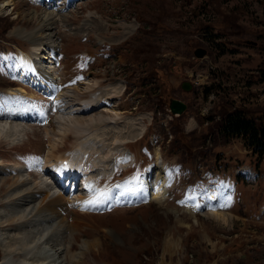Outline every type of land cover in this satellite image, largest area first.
<instances>
[{"label": "rangeland", "instance_id": "374dc122", "mask_svg": "<svg viewBox=\"0 0 264 264\" xmlns=\"http://www.w3.org/2000/svg\"><path fill=\"white\" fill-rule=\"evenodd\" d=\"M3 2L0 0V48L5 49L0 53V121L6 120L3 113L21 116L40 111L43 117L20 121L27 126H17V134L12 135V125L0 134V219L8 218L0 225L1 258L6 241L14 243L30 230L48 233L46 227L55 225L47 236L54 247L70 245L76 253L83 241L86 245L95 242L75 261L66 260L68 264H156L162 254L161 264H264V154L254 152L244 138L218 134L217 127L222 113L234 109L264 120V0H86L76 2L68 14L45 9L41 0H9L6 6ZM47 12H51L50 18L45 19ZM134 16L142 20L141 25ZM36 42L47 43L55 56L56 82L51 83L50 95L19 83L16 77L17 60L33 58ZM105 44L111 47L109 54ZM197 47L206 50L200 59L193 53ZM85 51L95 54L88 58ZM7 66L15 67L12 73ZM197 76L198 84L190 91L181 88L182 81ZM87 81L91 87L82 90ZM117 82L122 85L119 93L118 89L112 91ZM19 87L30 97L28 103L18 104L13 96L4 95L6 89ZM55 90L58 99L62 97L72 106L68 111L81 100L95 96L98 104L102 97L117 95L111 98L113 106L104 101L94 111L68 113L76 122L74 127L57 119L60 110L53 97ZM171 98L187 105L179 117L168 115ZM105 105L112 106L117 116L102 112ZM106 118L111 122L103 121ZM60 125L66 127L63 139L56 136L61 133ZM54 142L55 149L48 154ZM148 144H152L151 151H145ZM123 145L134 148L137 166H146L143 171L152 166L153 153L156 159L159 155L165 160V197L139 208L118 206L110 212L96 208L92 215L84 212L87 209H77L76 193H68L54 221L48 214L25 224L12 221L11 216L26 208L22 198H4L14 179L46 187L50 176L42 168L55 158L71 156L83 162V174L98 179L119 164L112 160L113 152L121 153V162L132 157ZM95 153L98 163L95 159L90 163ZM85 159L86 167L91 165L88 172ZM175 162L192 167L196 174L210 168L221 182L232 178L235 183L238 170L247 168L245 182L237 176L234 193L218 195L213 202L226 220L204 214L210 209L207 207L204 215L192 208L180 209L177 199L191 196L198 183H183ZM140 171L135 166L117 170L116 180L107 184L110 189H102L120 192L126 199L136 182L142 185L145 176ZM117 197L113 201L121 204ZM186 251L193 252L192 262L187 263ZM22 257L14 254L11 259L17 263Z\"/></svg>", "mask_w": 264, "mask_h": 264}, {"label": "bare ground", "instance_id": "6f19581e", "mask_svg": "<svg viewBox=\"0 0 264 264\" xmlns=\"http://www.w3.org/2000/svg\"><path fill=\"white\" fill-rule=\"evenodd\" d=\"M9 3H10L9 0H5L2 6H6L7 4L9 5ZM50 13L47 12V14L43 15L45 16V19L50 18L49 16ZM20 32L22 33V31ZM36 43L37 44H35V47L32 48L33 52L31 54L33 55V58L24 57V56L19 58L17 60L15 73L19 79V82L22 83L23 85H28L29 87L35 89L36 91H38L43 95H50V93L53 91L52 89L53 86L51 85V83L53 82L55 84L56 82L55 67L57 68V66L55 65V56L53 54V50L47 45V43L45 42L42 43L36 42ZM97 83H98L97 81L94 82L95 85H97ZM83 85L84 87L81 88L82 90L87 88L89 89L91 87V83H89V81H87ZM121 87H122L121 83L117 82L113 86L114 89H112V91L113 90L116 91V89H118L117 93H119L121 91L119 90ZM4 92H5L4 95L7 98L13 96L15 102H17L18 104L19 103L21 104L22 102L28 103L31 100L30 97L25 93L26 90L21 87L17 89L9 88L6 89ZM117 93L108 95L109 97H107L106 99L113 98L114 96L117 95ZM94 99L95 96L94 98L88 101H82L78 103V107L73 108V110L71 111H68V108H71L72 106L66 103V101H63L62 97L60 99L56 97L57 108L59 107L60 110V114L57 117V119L68 123V126L73 124V126L75 127L76 122L72 121V117L69 116L68 113H71L72 111H77L78 113H83V112L85 113L92 111L94 107H97V102H95ZM63 104H66V107H64ZM112 106H105L101 109V111L104 113L107 112L109 114L117 116V111ZM65 109L66 111L63 112V110ZM10 112H13V110H10ZM95 115L97 114H91V116H95ZM34 116H35V112L25 113L24 115L21 116H19V114L17 113L1 114V117H5L6 120L0 121V134H2L6 129V127H8L9 125H12V132H13L12 135L17 134L16 132L19 130L17 126L21 125L23 128H25L27 124H21V122L27 123L30 121H35V118H32ZM103 121H106L107 123L111 122L109 121V118H106ZM114 123L115 121L113 119L111 124ZM64 128L66 127L60 125L58 130L61 133L57 134L56 132L57 135L55 134L59 139H63L62 136L65 135ZM45 132L48 137H50L51 135L53 137L54 135V133L50 134L48 130H46ZM9 136L10 135H6V137ZM54 147H55V142L51 144L48 154L51 153L53 149H55ZM75 158L76 157L74 156L59 157V159L55 158L51 164L48 163L49 166H44L42 168V171H46L45 175L50 176V178L48 177L49 178L48 186L46 187H42L39 182H34L30 184L27 179H20V180H18V178L14 179L11 183L12 190H10L5 195L4 198L9 201L10 200L12 201L17 198H22L21 204H23V206H26V208L21 209L15 215L11 216L13 218L12 221L21 220L22 221L21 223L25 224L29 220L38 219L39 217L45 214H48V216H50L49 219H52L50 220L51 222L54 221V219H57L58 216H60L61 213L60 210L64 205V200H65L64 194L69 193V195H72L78 190L77 187L76 188L73 187L74 181L72 183V180L76 178L77 174L79 173L78 171H80L81 174H83L84 172L83 162L81 160H76ZM95 163L96 162H94V166H96ZM54 166L57 169L65 170L62 173H59L61 179H63L67 175V182H65L64 180L62 182L61 187L53 183L52 172L54 170L53 168ZM19 175L22 176L21 174ZM144 176L145 178L143 179L142 185L136 182L133 188L131 189L132 192L129 193L127 196L136 201L141 200L142 198H144L145 195H147V197H149V199L151 200H157L160 197H162L166 192L164 187L166 180V171L163 162L159 158V155L158 158L156 159L155 169L152 171L151 177L147 178V174H145ZM82 177H83V181L81 182L82 187L79 188L78 190L79 193L74 196L75 197L74 204H76L77 208L79 209H84V210L85 209L92 210L96 208L103 209L104 207H106L107 202L110 201L111 197H114L115 195L118 197L121 196L120 192L118 193L114 192V194H112V192H109V190L98 188L97 180H96L97 178L95 179L94 176L89 175L88 173L83 174ZM69 178L72 179L70 183H68ZM89 201H92L93 203H88ZM191 201L192 200H189V203H187V205L190 204ZM31 203H33L32 207L30 208L27 207ZM192 204L194 207L196 206L194 201L192 202ZM208 204L209 205H207V208L210 209L204 214L212 215L220 220H226V215L223 212L217 211L215 209L216 206H213V202H209ZM188 210L189 208H187V211ZM7 219L8 218H2V220L0 219V225L3 224V222H5ZM60 221H64V219L63 220L61 219ZM53 227L55 229L57 226L52 225L46 227L48 229L47 230L48 233L51 231ZM42 230L37 231L35 233H33V231L31 230L25 232L24 234H22L21 237H18V239L14 243L6 241L2 245L4 254L0 260V264H68L66 260H69V263H71L73 260L75 261L76 258H79L80 255L84 254V251H87L95 244V242H92L86 245L85 242L83 241L80 245L79 251L76 253H72L70 250L71 247H69L70 245H66L64 247L62 243H60L59 247L56 246L54 247V245L49 244L50 238L47 237L48 233H44L42 232ZM69 237H70L69 242H71L73 240V236L69 234ZM14 254L22 255L23 257L21 260L17 261V263H13L11 257Z\"/></svg>", "mask_w": 264, "mask_h": 264}, {"label": "trees", "instance_id": "16d2710c", "mask_svg": "<svg viewBox=\"0 0 264 264\" xmlns=\"http://www.w3.org/2000/svg\"><path fill=\"white\" fill-rule=\"evenodd\" d=\"M221 117L218 130L223 136L242 137L254 152L264 154V120L258 121L241 109L223 112Z\"/></svg>", "mask_w": 264, "mask_h": 264}, {"label": "water", "instance_id": "95a60500", "mask_svg": "<svg viewBox=\"0 0 264 264\" xmlns=\"http://www.w3.org/2000/svg\"><path fill=\"white\" fill-rule=\"evenodd\" d=\"M205 51L203 49H196L194 54L197 57H202L204 55ZM182 88L184 90H190L191 89V85L189 82H183L182 83ZM186 108V104L180 100L177 99H171L170 103H169V110L171 113L175 114H181Z\"/></svg>", "mask_w": 264, "mask_h": 264}, {"label": "snow or ice", "instance_id": "6c2138e0", "mask_svg": "<svg viewBox=\"0 0 264 264\" xmlns=\"http://www.w3.org/2000/svg\"><path fill=\"white\" fill-rule=\"evenodd\" d=\"M88 203H93L92 201H89Z\"/></svg>", "mask_w": 264, "mask_h": 264}]
</instances>
